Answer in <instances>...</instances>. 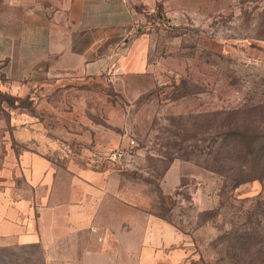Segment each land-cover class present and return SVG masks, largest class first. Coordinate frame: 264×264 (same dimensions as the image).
<instances>
[{"label":"rangeland","instance_id":"rangeland-1","mask_svg":"<svg viewBox=\"0 0 264 264\" xmlns=\"http://www.w3.org/2000/svg\"><path fill=\"white\" fill-rule=\"evenodd\" d=\"M133 2L137 27L129 41L137 59L126 74L37 80L32 94L20 95L19 109L56 123L65 138L89 136L90 147L71 143L68 155L118 173L129 201L139 203L141 194L152 206L158 187L171 193L173 219L195 228L188 264H264V155L257 153L264 146V0ZM7 94L0 91V112L14 104ZM223 110L243 133L235 166L252 152L242 168L250 180L233 188L228 178L178 157L160 178L174 133L183 145L209 126L215 135ZM118 151L124 157L113 162ZM181 178L187 187L180 188Z\"/></svg>","mask_w":264,"mask_h":264},{"label":"crops","instance_id":"crops-1","mask_svg":"<svg viewBox=\"0 0 264 264\" xmlns=\"http://www.w3.org/2000/svg\"><path fill=\"white\" fill-rule=\"evenodd\" d=\"M137 15L133 0H0V90L20 96L37 80L126 74ZM3 113L0 264H188L191 235L151 213L147 196L129 201L115 171L68 155L71 143L90 147L89 136L65 138L29 110Z\"/></svg>","mask_w":264,"mask_h":264},{"label":"trees","instance_id":"trees-1","mask_svg":"<svg viewBox=\"0 0 264 264\" xmlns=\"http://www.w3.org/2000/svg\"><path fill=\"white\" fill-rule=\"evenodd\" d=\"M260 8L261 5H258L256 9L259 10ZM7 95L10 96V98L15 99V101L14 104L4 106L0 112V116L4 115L3 111L5 110V107L21 108L17 104V100H20L21 96L12 95L10 93ZM26 97L25 99H31L29 96ZM31 112L34 113V111ZM231 113V111L228 112L227 110L218 111L217 114L220 116V121L223 123L222 126H220V130H218L215 135H212L211 131H209V126L204 129L206 135L203 138H197V135L193 134L190 136L193 142L186 143V145L182 144L183 141L177 140L178 137L180 138V134L175 132V140L168 141L165 144V147H167L165 152L167 161L164 170L159 173L160 178H163L173 160L178 157L184 158L188 161H194L198 166L205 168L212 173L228 178L230 180L228 183H232L233 188L243 182L249 181L251 177L250 173L246 170H242V168L248 167V164H250L251 160L248 157L252 155V152L250 150L247 151L246 157H248L245 160H242V166H235L236 154L233 150L237 142L241 141L243 133L234 128L232 122H229L228 118ZM186 139L187 138H184V140ZM258 139H261L264 142V135L259 136ZM257 153L258 155H264V146H262ZM123 157L124 155L122 154L118 159H122ZM112 161L119 162L117 160ZM183 187H187L185 178H181L180 188ZM157 190V197L159 200L156 204L150 206L151 213L173 224L177 230L191 235V232L195 230V228L184 226V224H177L172 217L171 211L174 210L176 204L175 200L172 201L171 199L172 194H165L159 187ZM168 199L171 201L167 203ZM205 222L206 221H201L197 227H201Z\"/></svg>","mask_w":264,"mask_h":264},{"label":"built area","instance_id":"built-area-1","mask_svg":"<svg viewBox=\"0 0 264 264\" xmlns=\"http://www.w3.org/2000/svg\"><path fill=\"white\" fill-rule=\"evenodd\" d=\"M124 153V151H118V152H114L112 155L114 160H118V158Z\"/></svg>","mask_w":264,"mask_h":264}]
</instances>
